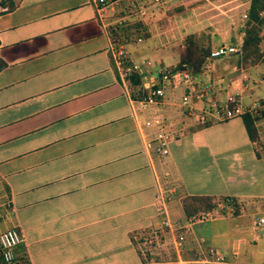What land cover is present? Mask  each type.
Wrapping results in <instances>:
<instances>
[{"label": "crops", "instance_id": "crops-1", "mask_svg": "<svg viewBox=\"0 0 264 264\" xmlns=\"http://www.w3.org/2000/svg\"><path fill=\"white\" fill-rule=\"evenodd\" d=\"M108 44L92 0H16L0 13V231L19 228L16 263L141 264L151 248L161 256L167 246L171 255L149 262L214 264L222 254L228 264H264V255L248 254L264 239V224L255 225L264 216L259 104L248 111L259 116L254 139L241 115L201 124L186 113L175 99L177 75L164 87L163 106L141 108L117 79ZM197 78L209 82L207 73ZM249 88L224 75L210 95L223 101L236 92L245 105L264 99L243 100ZM150 117L173 133L164 154L143 123ZM156 188L166 195L162 213ZM182 195L234 197L242 210L190 221ZM199 221L204 253L195 256L189 235ZM152 232L155 246L144 255L140 242Z\"/></svg>", "mask_w": 264, "mask_h": 264}, {"label": "rangeland", "instance_id": "rangeland-1", "mask_svg": "<svg viewBox=\"0 0 264 264\" xmlns=\"http://www.w3.org/2000/svg\"><path fill=\"white\" fill-rule=\"evenodd\" d=\"M178 2L174 6L165 5L162 7L151 1L148 5H144L141 8V11L138 13L141 17H133L135 15L119 17L123 13L122 7L124 1H122L107 9L104 12L105 17H102V20L107 32L109 28L116 29L122 24L123 26L124 24L130 25L136 21H140L142 25L139 27L140 29L138 28L139 32L136 34V36L139 35L140 40L136 39L134 32V36L127 42L120 41L118 44L128 54L134 53L137 61H142L146 58L158 60L159 58L167 66L176 60L183 38L189 33H194V39L202 46H213L220 41L233 42L240 40V38L242 40L243 22L246 18L245 12L248 0H178ZM176 7H182V12H177L175 10ZM263 14L264 12L262 11ZM144 33L147 34L145 35ZM259 51L261 54L257 58H253L252 56L245 57L242 53V48L237 54L233 53L214 58L209 64V68H207L209 82L215 85V87H219L224 75L235 79V76L239 73V70L232 69L235 64L241 71L250 73L247 79L250 88L244 92L243 100L249 97L262 96L264 94V80H261V74L264 72V37L259 42ZM218 78H220L219 82L217 81ZM175 99H179V94ZM222 200L215 198V207L209 213L199 212L194 217V220H200L207 215L217 214V212L230 214L228 206H226L225 211L221 212L220 207L223 206ZM238 207V211L242 210V203L238 202ZM192 229L193 231L189 236L193 237L197 246H192L190 251L195 256L202 255L204 252L202 251L201 236L206 231L205 224L199 221L193 224ZM175 232L178 234L176 239L178 240L177 246H179V241L183 239L184 235L181 234L183 233V229L177 228ZM180 235L182 237H179ZM255 243L258 246V250L248 254L253 257L264 255V239L255 241ZM169 249L166 246L165 253L171 255ZM242 249L244 248L242 247ZM149 251L153 253L155 248H151ZM156 251L159 253L158 248ZM149 253L147 254L148 257L146 256L142 260L144 263L141 264H160V262L154 261L150 263V256H152L150 254L152 253ZM158 253L153 254V260L166 258L167 254L160 256ZM192 261L195 264L194 260ZM237 262L235 264H240Z\"/></svg>", "mask_w": 264, "mask_h": 264}, {"label": "built area", "instance_id": "built-area-1", "mask_svg": "<svg viewBox=\"0 0 264 264\" xmlns=\"http://www.w3.org/2000/svg\"><path fill=\"white\" fill-rule=\"evenodd\" d=\"M1 1V0H0ZM124 1L122 7L123 13L119 17H126L135 15L133 17H141L138 13L144 5H148L151 1L160 6L177 5L178 0H92L97 15L105 17V11L112 8L114 4ZM5 10V6H0V13ZM140 40V37H136ZM241 38L238 41L226 42L220 41L217 45L211 48L204 55V63L201 67L199 75H192L187 70V65L182 63V68L172 70L169 66L144 59L142 61L133 60L129 54L122 48L120 44H114L109 38L108 51L111 55L113 69L117 79L125 87L130 94V100L135 101L141 108L158 105L163 106L165 103L164 87L170 85L177 75L176 82L173 85H180L182 87L178 105L185 109L189 115H195L197 121L200 122H214L220 121L234 116H240L242 113L253 111L258 107L259 102L255 101L245 105L240 99L239 93L228 91L221 101L215 96H211L213 85L209 82L200 81L197 76L207 73V68L211 61L218 57L239 53L241 50ZM233 70H239L237 80L241 87H247L248 73L241 71L235 64ZM133 74H140L141 82L138 83L134 94L131 84V76ZM261 80H264V73L261 74ZM209 95L208 99L206 95ZM202 100L204 104L198 106L196 101ZM163 119L146 118L143 123L146 127H154L152 140L156 141L155 149L158 153L164 154L167 152V143L171 138L172 132L169 131L167 124H164ZM163 123V124H162ZM165 191L163 188H156L153 194V205L157 213L165 212ZM162 224L169 225L168 220L164 219ZM264 224V216L256 219L255 225L260 228ZM264 236V230L259 232ZM179 237H182L181 235ZM21 232L17 226H9L0 231V264H17L16 257L13 251L14 246L21 240ZM157 240L156 232L151 235H146L140 242L139 250L142 254H146L145 247L148 249ZM178 241V240H177ZM176 241V242H177ZM143 245V246H142ZM214 264H228L222 254L214 255ZM185 264H194L192 260H188Z\"/></svg>", "mask_w": 264, "mask_h": 264}, {"label": "trees", "instance_id": "trees-1", "mask_svg": "<svg viewBox=\"0 0 264 264\" xmlns=\"http://www.w3.org/2000/svg\"><path fill=\"white\" fill-rule=\"evenodd\" d=\"M16 0H1L0 6H5V10L7 11L14 7ZM175 10L177 12H182V7H176ZM2 11V12H4ZM262 11L264 12V0H248V4L245 12V20L243 22V35L241 48L242 53L245 57L252 56L253 58H257L260 56L259 51V42L262 37H264V14L262 15ZM142 23L140 21H136L133 24H123L116 29L109 28L108 36L113 41L114 44H118V42L123 41L127 42L132 36H139L137 32H139V27H141ZM132 28L133 31H132ZM139 28V29H138ZM107 31V30H106ZM135 34L133 35V33ZM145 35L147 33H144ZM117 39V40H116ZM218 43V42H217ZM213 46H202L196 42L194 39V33H189L183 38V42L178 50V55L176 61L169 66L170 69L175 70L176 68H182V63L187 65V70L192 75H199L201 67L204 63V55L213 47ZM116 44V45H117ZM230 55V54H229ZM4 64V61L0 59V68ZM141 82L140 74H133L131 76V84H132V94L136 89V85ZM260 111L258 114L260 116H264V99H259ZM257 114L251 116L249 112H245L241 114L242 121L244 123L247 134L251 139H254L256 136L255 127L253 125V119L258 118ZM202 122L201 124L207 123ZM215 198L223 199V206L221 208V212L225 211L226 206L230 208V214H237L239 211L238 202L234 197L227 196H209V195H182L180 198L181 208L183 215L186 219L193 221L194 217L197 216L199 212L209 213L215 207Z\"/></svg>", "mask_w": 264, "mask_h": 264}]
</instances>
